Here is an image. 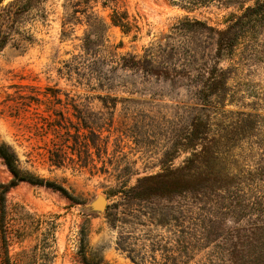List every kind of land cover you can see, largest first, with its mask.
Masks as SVG:
<instances>
[{"label": "rangeland", "instance_id": "1", "mask_svg": "<svg viewBox=\"0 0 264 264\" xmlns=\"http://www.w3.org/2000/svg\"><path fill=\"white\" fill-rule=\"evenodd\" d=\"M257 1L188 9L171 0H3L0 145L22 171L67 194L26 181L3 195L0 188V264L262 258L243 228L248 219L222 215L220 191L189 183L184 169L213 140L231 146L233 168L262 162L264 23L233 55L218 56L232 19ZM114 9L138 28L112 25ZM215 69L224 75L207 95ZM243 114L260 124L247 122L235 138ZM12 179L0 157V184ZM99 195L102 213L92 206Z\"/></svg>", "mask_w": 264, "mask_h": 264}, {"label": "trees", "instance_id": "2", "mask_svg": "<svg viewBox=\"0 0 264 264\" xmlns=\"http://www.w3.org/2000/svg\"><path fill=\"white\" fill-rule=\"evenodd\" d=\"M29 3L32 0H27ZM103 4L106 7L110 2H115V0H103ZM173 3H178L183 5L188 9H198L202 7H207L218 0H171ZM3 0H0V4ZM0 17H2V12H0ZM112 25L120 27L123 32L129 33L133 28H138L134 26L128 19L126 13H120L117 9H114L111 18ZM192 24L191 21H187ZM195 24H201L199 21H193ZM264 23V0H258L254 6L246 8L245 13L239 18L235 17L232 19L231 27L222 34L219 43L218 56L219 58L228 57L233 55L235 47L242 40L246 34L250 31V28H256L257 25L260 26ZM1 46V43H0ZM215 69L210 72L209 79V90L205 91L207 95L212 93L213 88L219 83V77H223L224 71ZM219 74V75H217ZM245 119H242L239 123L241 125L240 130L234 133V137H238L243 133L248 132L247 122L250 124L248 126L256 128L260 124L259 115L256 114H243ZM256 118L258 120H256ZM198 130L193 132L192 139H197ZM200 134V133H199ZM256 138H262L256 145L258 147L264 146V134L255 136ZM210 146L203 147L202 152L193 154L187 166L184 168L185 172L191 171V175L187 176V181L189 183H194V181H200L202 183L210 184L215 186L217 190L220 191L218 194L219 198V208L222 209V215H226L231 218L232 222L242 221L243 219H248L246 227L244 229L249 232L247 237L251 238V245L253 249L257 250L258 255L262 257L261 259H256L251 261L253 264H264V153L261 154L262 162L257 161L256 166L252 169H245V167H232L228 158H225V154L229 152L231 146L217 141H210ZM262 144V145H259ZM220 146V148H219ZM253 148V145H250ZM262 150V148H259ZM227 151V152H226ZM217 154V157L212 159V155ZM0 157L3 158L6 166L13 175V179L10 183L0 184L2 188V195L7 193L9 189L16 186L20 182L26 181L31 184L45 185L47 187L57 188L63 193L67 194L66 190L62 187L55 185L54 183L45 181L44 179L35 176L34 174L22 171L18 166V160L13 153L5 145H0ZM214 162H211V160ZM235 163V162H234ZM53 164L56 166H61V161L54 160ZM237 164V163H235ZM198 170V171H197ZM197 171L196 173H193ZM202 172V173H201ZM201 175H198L200 174ZM197 179V180H194ZM2 204H4L2 197ZM232 231L235 228L230 229ZM84 256V264H90L86 255ZM232 258L233 255H231ZM233 263L236 264L235 261ZM97 264V263H96ZM100 264V263H98Z\"/></svg>", "mask_w": 264, "mask_h": 264}, {"label": "water", "instance_id": "3", "mask_svg": "<svg viewBox=\"0 0 264 264\" xmlns=\"http://www.w3.org/2000/svg\"><path fill=\"white\" fill-rule=\"evenodd\" d=\"M93 208L98 212H105L107 209V200L102 195H99L97 199L93 202Z\"/></svg>", "mask_w": 264, "mask_h": 264}]
</instances>
